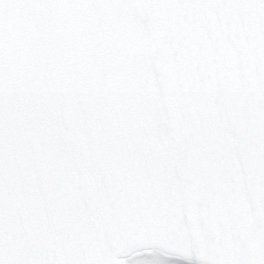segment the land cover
I'll return each mask as SVG.
<instances>
[{
  "label": "snow or ice",
  "instance_id": "6c2138e0",
  "mask_svg": "<svg viewBox=\"0 0 264 264\" xmlns=\"http://www.w3.org/2000/svg\"><path fill=\"white\" fill-rule=\"evenodd\" d=\"M0 264H264V0H0Z\"/></svg>",
  "mask_w": 264,
  "mask_h": 264
}]
</instances>
